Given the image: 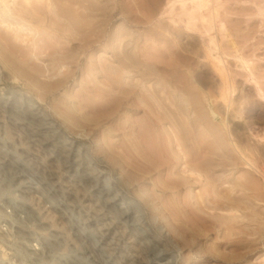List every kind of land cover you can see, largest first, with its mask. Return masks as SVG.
<instances>
[{
	"label": "rangeland",
	"instance_id": "374dc122",
	"mask_svg": "<svg viewBox=\"0 0 264 264\" xmlns=\"http://www.w3.org/2000/svg\"><path fill=\"white\" fill-rule=\"evenodd\" d=\"M0 5V149H32L43 189L40 232H21L41 251L20 244L17 264H264V175L248 164L264 169V0ZM161 22L194 34L184 65L146 55ZM224 132L246 163L215 146ZM198 153L207 182L186 177Z\"/></svg>",
	"mask_w": 264,
	"mask_h": 264
},
{
	"label": "built area",
	"instance_id": "2783aa9c",
	"mask_svg": "<svg viewBox=\"0 0 264 264\" xmlns=\"http://www.w3.org/2000/svg\"><path fill=\"white\" fill-rule=\"evenodd\" d=\"M11 98L12 94L4 97ZM33 154L32 149H0V264H17L20 244L34 254L41 251L39 239L26 242L21 236L22 231L39 233L42 224L41 213L31 204L33 193L43 191L41 165L34 164Z\"/></svg>",
	"mask_w": 264,
	"mask_h": 264
},
{
	"label": "bare ground",
	"instance_id": "6f19581e",
	"mask_svg": "<svg viewBox=\"0 0 264 264\" xmlns=\"http://www.w3.org/2000/svg\"><path fill=\"white\" fill-rule=\"evenodd\" d=\"M1 6V5H0ZM194 76V75H193ZM196 83V82H195ZM260 88V87H259ZM260 91H261V96H263L264 97V90H262V89H260ZM204 95V94H203ZM210 96V95H209ZM158 102V101H157ZM154 103V102H153ZM187 103V102H186ZM213 103V102H212ZM211 102L209 103V114H210V117L213 119V121L215 120V121H219V120H221V122H222V125L224 126V128H227V130H226V132H229V125H228V117H227V114H229V113H226V115L225 116H223L222 114H220L219 112H218V110L216 111L215 109H214V107H213V104H212ZM198 102H197V100L195 99V98H193L191 101H190V111L192 112L191 114H193V120H194V123H199L200 122V120L202 119V116H201V114H200V109H199V107H198ZM166 105V104H165ZM179 105V104H178ZM228 107V106H227ZM230 107V106H229ZM220 108V107H219ZM155 109H156V107H155ZM232 110V109H231ZM157 111V110H156ZM227 112H228V110H227ZM165 115V114H164ZM167 115V114H166ZM230 116V115H229ZM208 117V116H207ZM170 119V118H169ZM175 119V118H174ZM213 121H212V123H213ZM211 123V124H212ZM191 124V123H190ZM210 126V125H209ZM214 127V126H213ZM213 127H211L210 129H209V137L211 136H213V133H214V135H215V133L217 132L216 130H215V128H213ZM200 129V128H199ZM217 129V128H216ZM235 130V129H234ZM216 131V132H215ZM226 132H224V143L223 144H221V145H217V144H215V146H219L220 147V149H232V145L234 146L233 147V149H240L239 148V146H238V144L235 142H232V143H230V140L228 139V135H226ZM189 134H187V136H188ZM185 136V135H184ZM199 138V137H198ZM190 139V138H189ZM197 139V138H196ZM201 139V138H200ZM215 139V138H214ZM212 140H213V138H212ZM177 141V140H176ZM215 142V141H214ZM201 144V143H200ZM212 145H213V142H212ZM256 146V145H255ZM254 146V147H255ZM209 148V147H208ZM259 148V147H258ZM211 149V148H210ZM254 149V148H253ZM263 149V148H262ZM203 150V149H202ZM213 150V149H212ZM171 151V150H170ZM178 151V150H177ZM204 151V150H203ZM210 151V150H209ZM205 152V151H204ZM207 152V151H206ZM249 152V151H248ZM202 153V152H201ZM199 154L198 153V157L196 158V159H199L200 161H199V164L198 165H196V166H192V165H190V164H188L187 165V171L186 172H188V174L190 175V176H186L187 177V179L188 180H193V179H196L197 181H202L203 179H205V181L207 180V176H208V174H207V168H206V165L207 164H205V161H206V155L204 154ZM255 153V152H254ZM239 154H240V159H241V163H246V161H248L247 160V157H246V154H245V152L243 151V149H240V151H239ZM219 155V154H218ZM225 155V154H224ZM226 156V155H225ZM250 158V157H249ZM252 160H254V159H252ZM195 161V160H194ZM239 163V162H238ZM248 164L250 165V169L251 168H255V170H257L260 174H263L264 175V169H262V171L261 170H259L258 168H256V167H254V165L252 164V162L250 163V162H248ZM244 169V168H243ZM242 169V170H243ZM246 169V168H245ZM210 170V169H209ZM211 171H212V169H211ZM210 171V172H211ZM185 172V173H186ZM215 172V171H214ZM210 173V174H215V173ZM217 173V172H216ZM245 174H246V176L247 175H250V171L249 170H246L245 171ZM171 175H172V173H171ZM192 176H194V177H192ZM210 177H212V175H210ZM213 177H215L214 175H213ZM247 177H249V176H247ZM237 178H239V177H237ZM243 178H244V176H243ZM243 178H241L242 180H243ZM212 179V178H211ZM213 179H215L214 181H216V179L217 178H213ZM212 179V180H213ZM245 179V178H244ZM218 180V179H217ZM233 180V179H232ZM236 180V179H235ZM247 180V179H246ZM208 181V180H207ZM206 181V182H207ZM234 181V180H233ZM237 181V180H236ZM213 182V181H212ZM235 182V181H234ZM217 184V183H216ZM221 184V183H220ZM241 184H245L246 185V183H245V180L242 182L241 181ZM236 185H238V184H236ZM235 185V186H236ZM244 185V186H245ZM248 185V184H247ZM240 186V185H239ZM245 188V187H244ZM250 189H251V187H249ZM256 188V187H255ZM254 188V189H255ZM230 191H231V188L229 189ZM232 191L234 192L235 191V189H232ZM255 191V190H254ZM213 192V191H212ZM211 192V193H212ZM203 194V193H202ZM226 194H228V193H226ZM229 194H231L230 192H229ZM249 194V193H248ZM256 194H257V199H260V197H262V192H261V190H258L257 192H256ZM256 194H253L254 196L256 195ZM204 195V194H203ZM235 195H236V193H235ZM234 195V196H235ZM252 195V194H251ZM252 195V196H253ZM250 196V195H249ZM251 196V197H252ZM253 196V197H254ZM200 197V196H199ZM228 199L226 200V201H222V202H220V206L221 205H223V204H225V206H226V208H229V211L228 212H233V211H235V208H236V205H237V202H236V198L235 197H231L230 195H228ZM216 198V197H215ZM238 198H240V197H238ZM256 199V200H257ZM207 200H209L208 198H207ZM240 200V199H239ZM242 200V199H241ZM219 201V200H218ZM217 201V202H218ZM251 201V200H250ZM258 201V200H257ZM262 201H264V200H262ZM215 202V201H214ZM219 203V202H218ZM201 205V204H200ZM215 205V204H214ZM224 206V205H223ZM251 206V205H250ZM204 207V206H203ZM218 207H219V204H218ZM264 207V206H263ZM222 208H224V207H222ZM259 209V208H258ZM238 211V210H237ZM257 211H261V210H257ZM234 213H236V212H234ZM227 215V214H226ZM239 216V215H238ZM237 216V217H238ZM242 216V215H241ZM240 217V216H239ZM238 217V218H239ZM230 218V217H229ZM248 220V219H247ZM255 220V219H254ZM252 221V220H251ZM242 222V221H241ZM254 222V221H253ZM235 226V225H234ZM238 226H240V225H238ZM237 228V227H236ZM234 230V229H233ZM243 231V230H242ZM246 231V230H245ZM249 231V230H248ZM238 233V232H237ZM234 247V246H233Z\"/></svg>",
	"mask_w": 264,
	"mask_h": 264
},
{
	"label": "crops",
	"instance_id": "0c3cea01",
	"mask_svg": "<svg viewBox=\"0 0 264 264\" xmlns=\"http://www.w3.org/2000/svg\"><path fill=\"white\" fill-rule=\"evenodd\" d=\"M168 24L161 22L150 27L145 32L153 34V45L147 49L148 58L152 59L153 63L169 66L179 67L184 65L181 58H187V51L189 49L188 41L194 34H188L186 29L178 25V38L175 39V34H169ZM140 36L141 34L135 33ZM171 36V38L169 37ZM195 37V36H194ZM177 41V42H176ZM171 43L169 45L168 43ZM202 51V47L199 49Z\"/></svg>",
	"mask_w": 264,
	"mask_h": 264
}]
</instances>
